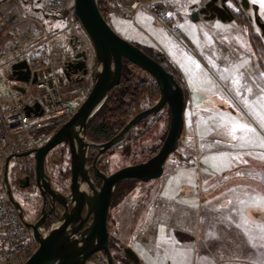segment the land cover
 I'll use <instances>...</instances> for the list:
<instances>
[{
    "label": "rangeland",
    "instance_id": "obj_1",
    "mask_svg": "<svg viewBox=\"0 0 264 264\" xmlns=\"http://www.w3.org/2000/svg\"><path fill=\"white\" fill-rule=\"evenodd\" d=\"M143 1H157V4L167 9L170 19L160 24L149 11L142 9L134 21L117 15L106 21L124 40L151 52L155 51V57L151 56L152 58L169 59V64L164 62L163 66L180 80L185 93L187 91L188 100L186 99L185 126L179 148L168 158L163 177L148 182L127 181L119 184V191L114 193V204L109 214L110 250L114 263L118 264L117 261L123 260V248H130L139 257L140 264L142 261L145 264H264V222L256 225L247 209L258 206V203L264 206V199L259 200L260 196L252 192L261 186L264 170L260 167L255 172L253 177L256 183L245 181L242 184L240 191L250 193L247 195L244 215L242 208L245 207L246 200L240 202L238 212L235 213V208H238V200L235 199H230V203L234 201L233 206L213 213L208 204L209 200L202 204L199 196V182L203 175L207 171L223 175L224 170L231 171L232 160L255 154L237 150L242 149V146L236 141L231 152L221 151L206 155L201 143H196V140H204L206 132L223 130V126L215 125L214 122L229 123L228 118L231 116L234 118L233 122L252 128L264 138V68L252 39L253 33L259 31L253 25L249 32L246 25L235 21L200 19L194 22L189 18L191 0ZM250 1L258 4V14L263 20L264 0ZM50 2L51 0H0V64L3 62L10 65L14 59L24 58L35 64L40 59L36 69L41 70L50 67V54L53 52H58L62 57V53L71 56L88 49L90 51L91 47L94 52L84 30L85 37L73 35V29L66 22L52 17L62 25L54 27L55 43L51 50L46 55H42L45 50L42 48L29 52L31 47L34 48L42 40L43 16ZM253 10L254 7L247 14L253 15ZM174 30H179L178 38L172 33ZM255 41L264 51V36L256 38ZM158 44L169 50L171 58L157 54L161 50ZM93 54L94 57L87 61L92 74L89 80L68 82L64 79L62 69L54 71L59 79L48 78L64 95L63 102L72 109L80 107L91 92L96 71L95 52ZM133 71L138 78H146L150 88L143 98L140 110L130 113L132 115H129L131 117L126 123L156 105L160 97L159 90L157 89L158 95L153 90L156 84L150 75L136 68ZM39 80L47 79L42 76ZM167 112H170L168 108L133 129L109 156L103 158L102 172L111 175L152 158L161 148L168 133L170 116H167ZM47 130L44 131L46 135L51 133V130ZM191 132L192 147L186 151L185 142ZM89 141L93 142L94 139L89 137ZM124 147L128 148V156H124L125 153L122 152ZM61 151V162L58 161L59 154L56 150L50 153L46 170L52 176L55 187L69 192L68 155L65 150ZM25 163L29 165V162ZM236 170L238 176H249L251 173L250 170ZM1 178L3 175H0V191L3 189ZM238 195L236 193L237 197ZM34 203L31 204L30 212L35 211ZM40 209L41 205L37 211ZM228 219L236 221L237 224H231ZM161 222L164 225L160 230L163 234L159 242L161 244L154 247L153 242L159 237L155 238L157 230L154 227ZM211 226L215 229L214 232ZM49 229L45 230L48 232ZM95 256L98 258L104 255L97 253ZM27 257L14 264H24ZM130 264L134 263L131 261Z\"/></svg>",
    "mask_w": 264,
    "mask_h": 264
},
{
    "label": "water",
    "instance_id": "obj_2",
    "mask_svg": "<svg viewBox=\"0 0 264 264\" xmlns=\"http://www.w3.org/2000/svg\"><path fill=\"white\" fill-rule=\"evenodd\" d=\"M228 1L210 0L203 8L192 14V20L199 21L202 15L206 21L232 20L233 13L228 7ZM230 2L235 3V0ZM241 4L247 8L249 2L242 0ZM75 13L95 52L96 71L93 87L75 115L43 146L17 155L19 158L34 156L36 182L45 200L44 211L48 204L56 210L58 206L65 208L59 223L46 234L41 232L45 224L44 211L38 223L26 222L27 227L34 232L38 249L24 264H86L97 253H103L108 264H115L110 250L109 214L116 187L127 181L148 182L160 179L168 158L178 150L184 131L186 93L180 80L140 47L121 38L102 15L97 0H75ZM258 26L264 36V22L258 21ZM77 58L85 60L86 56L80 53ZM124 62L138 67L154 79L160 92L159 100L152 108L134 116L111 140L102 144L93 143L86 137L88 123L107 101L109 94L120 85ZM64 73L68 80L80 73L86 75V64L83 61L70 63ZM30 76L31 70L26 61L12 66V79L16 82L28 83ZM37 80L35 75L33 82L36 83ZM17 91L24 92L20 88H17ZM166 108L170 111L168 133L161 148L152 158L141 164L125 167L111 175L97 169L99 158L121 144L136 126ZM36 110L40 111L39 115L43 114L40 103L36 104ZM30 112L31 109L26 108L28 116ZM62 144H68L71 152L72 179L68 196L58 194L53 189L46 170L47 155ZM90 148L99 150L93 166L95 175L102 180L100 188L95 185L89 173L87 158ZM12 158L7 159L6 167ZM262 182L264 183V173ZM11 202L23 217L21 206L12 199ZM123 252L129 263L132 261L140 264L139 257L132 249L123 248Z\"/></svg>",
    "mask_w": 264,
    "mask_h": 264
},
{
    "label": "built area",
    "instance_id": "obj_3",
    "mask_svg": "<svg viewBox=\"0 0 264 264\" xmlns=\"http://www.w3.org/2000/svg\"><path fill=\"white\" fill-rule=\"evenodd\" d=\"M97 2L100 8L103 6L107 9L109 16L117 15L125 20L134 21L142 9L149 11L160 24L169 19L167 9L161 4H157V1L154 3L143 0H97ZM46 13L52 18L66 22L69 28L73 29V35L85 37L82 26L76 17L75 0H51L46 8ZM172 33L177 38L180 35L179 30H174ZM90 49V51L88 49L80 52L85 54V60L77 58L80 53L71 56L62 53V57L59 56L58 52H53L50 54V67L41 70L36 69L40 59H37L35 64L25 58L23 60L14 59L11 66L26 61L29 64L31 76L29 82L23 85V93H17L9 98L0 96L1 177L6 161L10 156L40 147L77 112L79 107L72 109L70 105L65 104L62 100L64 95L48 78L59 79L54 75V71L58 69L64 71L68 64L83 61L86 64L87 74L80 73L73 81L89 80L92 74L88 69L87 61L90 57H94L92 47ZM35 74L38 75L36 76L38 78L36 83L33 82ZM42 76L47 80L40 81ZM37 103L42 106L43 114L41 115L38 114L40 111L36 110ZM26 108L31 109L29 116L26 114ZM54 125L56 127H53ZM47 129L51 130V133L46 135L44 131ZM40 133L43 134L39 136ZM41 231L43 234L47 233L45 228ZM37 249L38 243L33 230L27 227L3 188L0 191V264H14L24 257L30 258ZM86 264H108V262L104 256L97 258L94 255Z\"/></svg>",
    "mask_w": 264,
    "mask_h": 264
},
{
    "label": "crops",
    "instance_id": "obj_4",
    "mask_svg": "<svg viewBox=\"0 0 264 264\" xmlns=\"http://www.w3.org/2000/svg\"><path fill=\"white\" fill-rule=\"evenodd\" d=\"M139 13L140 12H138V14ZM43 18L44 19L42 22L43 23L42 40H40V42L36 46H34V48L31 47L29 52L34 51L35 49L38 50L42 48V49H45L42 55H46L51 50V47L55 43V39H54L55 34L53 32L54 27H56V25L60 26L62 24L60 21H55L54 19H52L49 15H47L46 12ZM211 21H215V20H211ZM59 33H61V31ZM158 46L161 49L159 51L169 57V50L164 49L160 44H158ZM19 85H20L19 83L13 81L12 79L11 64L9 65L7 63L2 62L0 64V96L4 98L15 96L17 94L16 92H17V88L19 87ZM2 86H4L5 88H3ZM228 119H229V123L222 122V121L214 122L215 125L223 126L222 127L223 130H221L220 132H215L214 130L211 133L206 132L205 138H203L204 140H202V142H200L201 140L199 141L196 140V143L197 144L201 143L202 148L205 149V154L207 155L209 153H218L221 151L231 152L232 150L231 148L234 147V143L238 141L239 144L242 146V149H237V150L239 151L241 150L242 152H245V153L255 154V156H251L249 154L246 156H242L241 158L232 160L233 166L231 168V171L224 170L223 172L225 173H223V175H215L213 172L207 171V173L203 175V177L201 178L199 182V184L201 185L199 196H200L202 204L205 201L209 200L208 204H209L210 210L213 213L215 211L225 210L228 207L233 206L234 201L230 203V199L238 200L237 202L238 208H235L237 210L235 213H237L240 202L242 200L244 201L246 200L245 207L242 208V211H243L242 213L244 215L246 211V204L248 201L247 195L250 193H248L247 191L241 192L240 189H242V184L246 183L247 181L256 183V179L253 176H255V172L257 171L258 168L261 167L264 170V138H262L261 135L257 131L253 130L252 128H249L241 123L233 122V119H234L233 116L229 117ZM191 136H192V132H191V135L187 137L186 139L187 142H185V145H187L186 151H189L192 147ZM214 146H216V149H214ZM219 146H223V148ZM227 162H230V160L229 161L227 160ZM224 167H225V164H224ZM230 167L231 165L229 164L228 168ZM236 169H239V170L241 169L240 171L250 170L251 173H249V176H246V175L238 176L236 175V173L238 172ZM260 185L261 186H259L258 190L255 189L254 191H252L254 192V194L260 196L259 200L264 199V194L261 195V193H264L263 192L264 183L260 181ZM236 193H239L238 197L236 196ZM254 194L252 193V195ZM247 209L249 210L251 216H253V218L251 219L255 220L256 225L257 224L260 225L262 222H264V206L263 205L258 203V206L249 207ZM162 214L165 215L164 210H162ZM228 221L233 225L237 224L236 221L232 222L230 219H228ZM151 225H154V224L152 223ZM163 227H164L163 222L159 223L156 226V228L154 227V230H157L156 232L157 236L155 233V238L159 236L158 239L153 242L154 247H157L161 244L159 242L163 234H161L162 232L160 230ZM211 228H213V226H211ZM214 231L215 229L213 228V232ZM171 240L175 241L173 239ZM172 245L175 246L176 244H170V246ZM142 264H145L144 261H142Z\"/></svg>",
    "mask_w": 264,
    "mask_h": 264
},
{
    "label": "flooded vegetation",
    "instance_id": "obj_5",
    "mask_svg": "<svg viewBox=\"0 0 264 264\" xmlns=\"http://www.w3.org/2000/svg\"><path fill=\"white\" fill-rule=\"evenodd\" d=\"M194 1L195 0H191V2H192L191 5H190V12L191 13L189 15L190 19H192V14L194 12L199 11L210 0H199L198 3L194 2ZM241 2H242V0H235V3L230 2V0L228 1L227 4H228V7L230 8V10L233 13V18L230 21L226 20L224 22H233V21H235V22H238V23H243L244 25H246V27L248 28L249 32L251 31V28L254 25V26H256V28L259 31V33L256 32L255 35H257L258 37L262 36L263 34H262L261 29L258 26V21L264 22V19L262 20L261 16L258 14L257 5L255 3L252 4V2L250 0H248L249 5H248L247 8H244L242 6ZM253 7H254V10H253L254 14L253 15H248L247 12L250 11ZM238 14L240 16V20H237V15ZM200 19L205 20L203 15L200 16ZM214 20H220V19H214ZM251 35H252V33H251ZM155 54H156V52H155ZM157 54L164 55L161 52H159ZM162 58H159L158 61L161 62L163 65L165 63L168 65L169 64L168 63L169 59H167L166 57H162ZM158 90H159V88H158ZM163 111H165V109ZM163 111H161L160 113H162ZM86 137L89 140V137H88V126H87V131H86ZM105 142H107V141H105ZM61 146H62V149L65 150L67 155H68L69 168H68V172L67 173L69 174V179H70V184H71V179H72V173H71V152H70L69 145L68 144L59 145L58 147H56L52 151L56 150L58 152V154H59L58 161L61 162L62 161V158L60 156V153L62 152L61 151L62 150ZM114 148H112L109 151H107L101 158L98 159L96 166H97V169L99 171L102 172L101 167H102L103 158L109 156V154L113 151ZM51 152H49V154L47 155L46 162H48V158H49V155H50ZM98 155H99V150L97 148H90L88 150L87 163H88L89 173H90V175L92 177V180L94 181L95 185L98 188H100L102 186V180L95 175L94 166H93V164H94L96 158L98 157ZM17 162H19V163H18V167L16 168L15 165L17 164ZM25 162H29V165H27ZM166 164H167V162H166ZM166 164H165L164 174L166 172ZM4 169L5 170H4V173H3V178L1 179V186L6 191L8 197L21 206V208H22V216H23L24 221L27 222V223H30V224L38 223L42 219V215H43V211H44V207H45V200L42 197V195H41V193L39 191V188L37 186V182H36V161L34 159V156L23 157V158H19V157L15 156V157H13L10 160V162L8 164V167L5 166ZM49 177H50L53 189L58 194H61L63 196H68L70 194V186H69V192L60 191L58 189V187L54 186V181L52 180V176L49 175ZM118 186L116 187V190H117ZM116 190H115V192H116ZM34 195H35V197H34ZM39 197H40L41 203L39 202L40 200H38ZM33 203H34V208H35L34 210L35 211L34 212H30V210H31L30 207H32L31 204H33ZM39 205H41V209H40V211H37L38 208H39ZM44 212H45L44 213L45 214L44 227L46 229V228H51L53 225H56V224L59 223L60 219L62 218V216H63V214L65 212V208L62 207V206H58V208L56 210L55 208H53L51 206V204H48ZM83 216H85V213H83ZM90 221H91V218H90L89 222ZM122 259L123 260L121 261L120 264H130L129 261L127 260V258L125 257V255L122 257ZM118 264H119V262H118Z\"/></svg>",
    "mask_w": 264,
    "mask_h": 264
},
{
    "label": "trees",
    "instance_id": "obj_6",
    "mask_svg": "<svg viewBox=\"0 0 264 264\" xmlns=\"http://www.w3.org/2000/svg\"><path fill=\"white\" fill-rule=\"evenodd\" d=\"M100 11L104 16V18H106V20L110 18L107 9H105L103 6L100 8ZM237 20H240L239 14L237 15ZM256 38H258V36L255 35V33H253L252 36V39L254 41L253 46L255 48V51L259 54L258 57L264 68V51H262L263 48H259V45L256 44L255 41ZM141 49L149 56L155 57L153 55L155 51L151 52L143 48ZM133 68L139 69L138 67L128 62H124L120 85L109 94L110 96L107 102L105 103V105L103 106V108L89 122L88 136L94 139L96 142H105L113 138L115 134L118 133L120 129L124 127L127 119L131 117V116L129 117V115H132L130 113L140 110V105L143 101L144 96L147 94V90L148 88H150V86L148 85V81L145 80L146 78L144 77L138 78L135 75ZM144 73L146 72L144 71ZM176 74L178 73L176 72ZM152 81L154 84H156L153 79ZM156 85H154L153 90L157 94L158 88L156 87L158 86ZM186 99L188 100L187 91H186ZM167 114H168L167 116L169 117L170 112H167ZM127 149H128L127 147L122 148V152L126 154V155L124 154V156L129 155V151ZM114 150L115 149H113V151ZM67 175L69 176L68 173ZM119 189L120 187L118 186L116 193L119 191ZM113 204H114V199L112 201V205ZM118 262L119 264L121 263V261H117V263Z\"/></svg>",
    "mask_w": 264,
    "mask_h": 264
}]
</instances>
